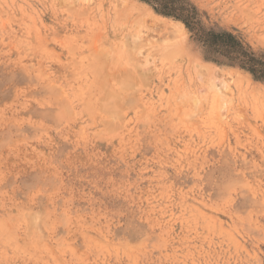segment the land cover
I'll list each match as a JSON object with an SVG mask.
<instances>
[{
  "label": "rangeland",
  "instance_id": "1",
  "mask_svg": "<svg viewBox=\"0 0 264 264\" xmlns=\"http://www.w3.org/2000/svg\"><path fill=\"white\" fill-rule=\"evenodd\" d=\"M128 1L0 0V264H262L264 0Z\"/></svg>",
  "mask_w": 264,
  "mask_h": 264
},
{
  "label": "trees",
  "instance_id": "2",
  "mask_svg": "<svg viewBox=\"0 0 264 264\" xmlns=\"http://www.w3.org/2000/svg\"><path fill=\"white\" fill-rule=\"evenodd\" d=\"M148 1L153 2L154 4L157 5V7H159L160 9H162L163 11H165L168 14H173V15H175L177 17H181L185 20H188V18H190L189 15L185 16L186 11H185L184 7H179L176 5L177 4L176 0H148ZM215 37H217V39L221 40L225 47L228 45V42L234 41V38L230 33L229 34L223 33L222 35H215ZM235 45L238 46L240 44L238 42H236ZM239 53L242 54L244 57L248 58L247 62H249V64H253V65H251V68L253 70H257V71L262 72L264 74V68H263L264 63L263 62L257 61L256 58H254L253 56L248 54L246 51H240L239 50ZM256 64H258V66Z\"/></svg>",
  "mask_w": 264,
  "mask_h": 264
},
{
  "label": "bare ground",
  "instance_id": "3",
  "mask_svg": "<svg viewBox=\"0 0 264 264\" xmlns=\"http://www.w3.org/2000/svg\"><path fill=\"white\" fill-rule=\"evenodd\" d=\"M121 2H123V5L127 8V9H129L130 10V12H134L135 14H144V12L146 11L145 9H140V8H138L137 6H135V5H133V4H131V2H129L128 0H121ZM128 10V11H129ZM133 13V14H134ZM138 15V16H139ZM141 17V16H140Z\"/></svg>",
  "mask_w": 264,
  "mask_h": 264
},
{
  "label": "snow or ice",
  "instance_id": "4",
  "mask_svg": "<svg viewBox=\"0 0 264 264\" xmlns=\"http://www.w3.org/2000/svg\"><path fill=\"white\" fill-rule=\"evenodd\" d=\"M249 194H251L250 191H249ZM262 264H264V262H262Z\"/></svg>",
  "mask_w": 264,
  "mask_h": 264
}]
</instances>
